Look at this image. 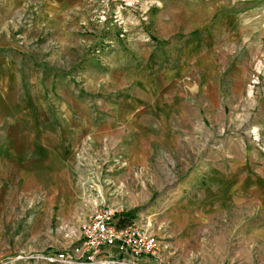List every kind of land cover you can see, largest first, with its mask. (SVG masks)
<instances>
[{"label": "rangeland", "instance_id": "1", "mask_svg": "<svg viewBox=\"0 0 264 264\" xmlns=\"http://www.w3.org/2000/svg\"><path fill=\"white\" fill-rule=\"evenodd\" d=\"M16 1L0 263L89 264L109 205L166 264H264V0Z\"/></svg>", "mask_w": 264, "mask_h": 264}, {"label": "built area", "instance_id": "2", "mask_svg": "<svg viewBox=\"0 0 264 264\" xmlns=\"http://www.w3.org/2000/svg\"><path fill=\"white\" fill-rule=\"evenodd\" d=\"M115 212L109 205L98 206L83 222L81 257L89 264H166L154 234L135 224L118 226Z\"/></svg>", "mask_w": 264, "mask_h": 264}, {"label": "crops", "instance_id": "3", "mask_svg": "<svg viewBox=\"0 0 264 264\" xmlns=\"http://www.w3.org/2000/svg\"><path fill=\"white\" fill-rule=\"evenodd\" d=\"M15 1L14 0H2V6L0 7V27L1 28H2V22H3L4 18L6 17V14H7V10H8L7 9V5H8V3H13ZM19 1L20 0H17L16 2H19ZM0 66H2V73H0V123H2V117H3L2 114L4 113V110L3 109L12 107L13 105H12V100H8L6 102L2 98V93H3V91L5 92V89L8 86L5 85V83H6V81H5V79H6L5 78L6 77V72L4 71L5 70V67L1 63H0ZM4 81H5V83H4ZM4 86H5V89H3ZM9 88L10 87H8V89ZM4 135H5V133H4ZM0 136H2V133H0ZM9 139H10V136L7 138V140H8V142H10L12 144L11 140L9 141ZM11 139L13 140V138H11ZM132 156L135 157L136 155H132ZM254 187H255V190H257L256 197L258 198L259 194L262 193V190H263V193H264V184L257 185V186L254 185ZM258 188L260 190H258ZM260 196H261V198H263L264 194L263 195L261 194ZM1 204H2V159H0V206H1ZM1 214H2V211L0 210V216H1ZM173 216L176 218L175 220H177V221L178 220L181 221L184 218V217L181 216V213L176 214V215L174 214ZM259 235H261V236L264 237V231L261 230ZM1 237H2V233L0 232V239H1ZM0 264H2V262ZM5 264H21V263H19V262H7Z\"/></svg>", "mask_w": 264, "mask_h": 264}, {"label": "trees", "instance_id": "4", "mask_svg": "<svg viewBox=\"0 0 264 264\" xmlns=\"http://www.w3.org/2000/svg\"><path fill=\"white\" fill-rule=\"evenodd\" d=\"M117 225L118 226H122L123 225V219L119 218L118 222H117Z\"/></svg>", "mask_w": 264, "mask_h": 264}]
</instances>
